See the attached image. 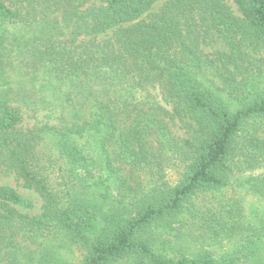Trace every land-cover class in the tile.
Returning a JSON list of instances; mask_svg holds the SVG:
<instances>
[{
    "label": "trees",
    "instance_id": "1",
    "mask_svg": "<svg viewBox=\"0 0 264 264\" xmlns=\"http://www.w3.org/2000/svg\"><path fill=\"white\" fill-rule=\"evenodd\" d=\"M159 1L0 0V178L42 200L23 211L0 184V264H57L58 238L79 264H264L263 215L197 202L264 166V138L243 134L264 117V0ZM49 106L56 123L24 124ZM250 187L264 197V172ZM182 213L194 242L233 246L155 251L147 234Z\"/></svg>",
    "mask_w": 264,
    "mask_h": 264
},
{
    "label": "rangeland",
    "instance_id": "2",
    "mask_svg": "<svg viewBox=\"0 0 264 264\" xmlns=\"http://www.w3.org/2000/svg\"><path fill=\"white\" fill-rule=\"evenodd\" d=\"M166 0H160L153 6L151 12L157 11ZM232 8L236 11L235 5ZM99 39V36H98ZM230 106H234L233 101L227 100ZM50 108V109H49ZM49 108L33 110L32 108L23 107L24 124L30 126L32 124L41 123L47 121L48 123H56V116L58 110L49 106ZM53 109V113L49 110ZM178 132H181L178 127ZM254 134L257 137L264 138V117L249 119L244 124L243 134ZM264 172L263 163H260L253 167L248 165H242L239 172H236L229 182L228 187L222 191L209 192L207 196H199L198 201L206 202L211 200L216 204V200L225 198L234 194L238 196V203L242 207V215L250 225H254L259 216H264V197L258 195L251 189L250 185L253 181H257V175ZM167 179L170 182H175L178 178V172L175 167L167 170ZM0 184H5L15 188L22 196L26 197L32 202L31 208L22 209L23 211L35 213L40 212L41 197L37 192L31 189L23 187L21 180L16 179L13 174L4 175L0 178ZM212 193V194H211ZM226 194V195H224ZM201 204L200 202H198ZM192 218L182 213L177 218H172L169 222L161 223L156 226L147 234L154 240L153 249L161 254L176 256L178 253H187L200 247L211 250L214 255H218L219 252L224 249H229L233 246L232 242L225 239H219L206 236L204 239L199 237V240H192L190 232H192L193 226H197V223L192 224ZM202 228L196 229L194 234ZM204 231V230H203ZM205 240V241H204ZM204 241V242H203ZM56 256L57 264H79L83 258V249H80L77 244L68 243L64 245L60 239H53L49 243ZM114 264H133V260L125 258L117 261Z\"/></svg>",
    "mask_w": 264,
    "mask_h": 264
}]
</instances>
